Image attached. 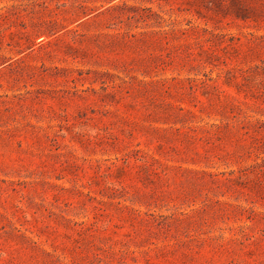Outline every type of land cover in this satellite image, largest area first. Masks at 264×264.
<instances>
[{"label":"rangeland","instance_id":"obj_1","mask_svg":"<svg viewBox=\"0 0 264 264\" xmlns=\"http://www.w3.org/2000/svg\"><path fill=\"white\" fill-rule=\"evenodd\" d=\"M0 264H264V0H0Z\"/></svg>","mask_w":264,"mask_h":264}]
</instances>
